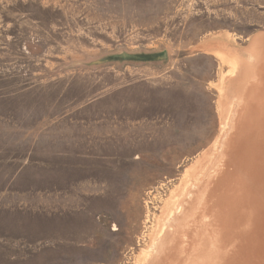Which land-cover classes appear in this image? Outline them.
Returning <instances> with one entry per match:
<instances>
[{
  "label": "rangeland",
  "instance_id": "obj_1",
  "mask_svg": "<svg viewBox=\"0 0 264 264\" xmlns=\"http://www.w3.org/2000/svg\"><path fill=\"white\" fill-rule=\"evenodd\" d=\"M222 32L264 33V0H0V264H143L228 129L196 50Z\"/></svg>",
  "mask_w": 264,
  "mask_h": 264
},
{
  "label": "bare ground",
  "instance_id": "obj_2",
  "mask_svg": "<svg viewBox=\"0 0 264 264\" xmlns=\"http://www.w3.org/2000/svg\"><path fill=\"white\" fill-rule=\"evenodd\" d=\"M196 46L228 67L215 85L228 129L169 192L143 264H264V33Z\"/></svg>",
  "mask_w": 264,
  "mask_h": 264
},
{
  "label": "water",
  "instance_id": "obj_3",
  "mask_svg": "<svg viewBox=\"0 0 264 264\" xmlns=\"http://www.w3.org/2000/svg\"><path fill=\"white\" fill-rule=\"evenodd\" d=\"M166 57V54H162V55H157V56H154V55H131V56H128V55H117L115 57H110V58H107L105 61H108V62H120V61H131V62H147V61H157V60H161V59H165ZM99 63H102V62H98Z\"/></svg>",
  "mask_w": 264,
  "mask_h": 264
}]
</instances>
